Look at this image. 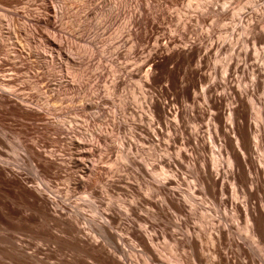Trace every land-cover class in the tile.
Here are the masks:
<instances>
[{"label": "bare ground", "instance_id": "6f19581e", "mask_svg": "<svg viewBox=\"0 0 264 264\" xmlns=\"http://www.w3.org/2000/svg\"><path fill=\"white\" fill-rule=\"evenodd\" d=\"M128 1L120 0L119 4L115 3L113 10L106 14L108 4H106L105 0H99L98 10L101 17L100 29L105 26L106 16L109 20H116L123 11L124 13H128L126 37L128 38L127 42L132 43L131 38H138L133 28H140L141 26L146 28L150 26L151 29V25L154 24L153 20L157 19L161 13L158 14L156 9L157 12L153 11L156 7L152 6L150 0H131L130 4H128ZM195 1L198 8H206L212 13V18L218 20L219 16L224 17L227 15L230 11V6L234 2L242 0H210L206 4H203L202 0ZM260 1L254 0L252 6L257 8ZM218 2H221V5L225 8L221 13L217 11L218 8L214 9L212 7V5L217 6ZM131 6L133 8L126 10ZM188 12L185 9L178 12V17L176 16L178 24L182 25L183 28H186L191 21V18L187 16ZM256 12H260V17L264 24V9L257 8ZM113 13L114 16H112ZM194 18L197 22H205L206 20L204 14L199 12H196ZM243 18L244 15L240 14L236 19L230 21L229 25L232 26L231 32L229 31L230 35L232 37L236 36L235 32L240 27H244L248 35L246 42H252V45L256 49L257 57L260 53L264 57V33L262 31L256 32V25H254L252 17L246 22ZM47 26L49 27L48 24ZM13 30L14 33H10V39H15L16 33H18L16 28ZM104 30L103 28V32ZM209 32L206 34L209 43L205 46L198 39L182 46H178L175 41H172L174 46L170 48L167 56L162 57L163 63L159 67L164 68L168 63H174V68L167 70V73L171 74L173 78H176L175 76L179 78L180 92L184 94V97L186 95L187 99H190L191 107H171V105L169 106L170 101L168 102L166 99L165 101H160L153 95L147 98L144 97L148 116L146 127H139L131 123L132 128H130L129 132L134 141L130 140L127 144L125 141L119 140V146L117 147V152L120 154L119 158L128 161L135 168L131 174H117L109 168L104 169L96 165L93 161L88 162V159H86L88 153L85 151L80 150L76 154H72L68 159H65L54 155L52 152L48 153L47 151L46 154V152L38 150L35 143L27 144L23 147L26 158H28L27 160L34 163V167L39 169L44 178H56L58 169L66 168L70 165L80 169V174L69 175L74 182L70 184H80L86 192L90 191L94 196L97 195L95 184H100L101 190L105 191L110 188H115L118 192L126 189L132 190L134 193L129 197L130 201H126L125 199V201H119L122 203L126 213L134 219L130 220L127 217L126 221L130 225L124 224L122 219L108 205L105 208V211L108 212L107 214L103 212L98 213L100 215V217L98 216L99 219L103 220L96 221L86 219V214L77 210L78 204L70 208H68V204H64L60 207V210L52 209L50 205H55L54 199L45 195L42 190L43 187L45 188V185L51 187L49 183L51 180H45V178V185L42 181L31 185L29 181L22 177V173L18 172V170L6 167L8 165L1 159L2 155L0 152V195L9 197L8 199L10 200L8 201H12V203L4 202L5 200L7 201L6 198L4 199V196L2 197L4 201L0 200V223L7 227L13 225V228L17 229V231L24 230L31 225L37 226L46 235L45 238L47 240L45 239V241L49 242L50 246L53 244L59 250H65L70 253L65 258H54L55 256L53 257L52 255L53 251L47 250L51 254L47 253V256L40 257V255H37L39 252L35 247L36 250H33V252H25L20 246L10 242V249L16 258L15 260L22 264H85L79 258L83 256L82 258L87 257L88 260L89 258L90 260L93 259L97 264H135L127 260V251L125 249V240H127L130 243V249L133 252H137L145 264H163L159 259L162 255L157 250L159 246L156 243L161 237L165 241L172 242V246L169 249L170 252L177 251L179 247L185 248L196 264H204L202 231L197 229L195 236L184 235L183 238L177 237V234L169 231L166 225L161 223L163 221L161 219L164 218V211L171 210L173 213L183 216L187 214H201L210 220L213 229V232L210 233V251L213 256L210 264H254L256 262L254 251L249 246L245 247L247 245L245 241L239 243L233 237L231 225L222 223L223 215L225 214H230L236 221H246L245 231L252 238L256 248H258L260 253L259 261L261 264H264V69L256 61L249 63L252 60L251 55L249 52L242 50L237 53L239 59L238 63L234 66L229 61L223 64L222 92H218L217 88L219 85L215 81L217 69L214 66L212 68L209 67V59L211 55L216 59L226 45L213 39V36L210 35L211 32ZM147 39V36H145L144 41ZM45 40L51 47L55 46L54 40L48 38ZM26 43L29 45L30 40L27 39ZM164 47H168V42L164 43ZM62 48V46L58 47L61 55H63ZM132 48L134 49L135 46L132 45ZM145 49L143 47L141 50L144 51ZM9 52L12 54L19 53V51L14 49H9ZM28 52V56L33 57L32 54L34 55V53L31 50H28ZM102 53H104V50H102ZM118 56L119 51H116L112 54L111 59L113 57L118 58ZM232 57L233 55L231 59ZM102 58L100 56L98 61L99 66H101ZM151 60H154L153 57ZM112 61L114 62L115 60ZM3 62L4 60L0 59V72L2 71ZM28 66L30 67V65ZM159 67L150 63V56L145 58L137 69L138 73L142 71L145 73V80L140 82V90H143L146 83L153 76L152 71L155 68L159 69ZM9 70L13 72L15 68ZM261 70H263V73ZM101 75L99 74V77ZM171 75L170 78L172 77ZM4 77L11 78L7 80L0 79V84L3 88L10 89L13 93L21 90L14 89L11 75H4ZM207 80L208 82H206ZM245 81H248V83L243 85ZM170 83L175 84L173 79H171ZM121 84V77L113 74L110 84L112 93ZM190 89L193 91L192 95L190 94ZM200 102L206 104L207 107H199ZM9 103L7 96L5 97L0 94V121H3L2 119L6 117H10V120L11 118H15L17 121L19 119L22 122L45 121V133H56L55 129L51 128L50 121L45 118L46 114L43 111L25 110ZM103 104H105V98L99 96L96 107H93L101 115L104 114V110L101 107ZM97 116L100 117V115ZM139 117L143 118L144 116ZM116 123H119L117 125L118 129L123 128L121 126L122 122L113 121V126H116ZM202 128L205 129V132L203 136H200ZM71 129L72 126H67L68 131ZM139 129L142 132L141 134L151 138L148 139L151 150L154 152L160 150L162 152L155 156V160H153L156 162V167L160 170L159 175L162 176V179L158 182V185L144 181L147 183L144 188V192H146L145 196L137 192L136 187H132L130 184H125L124 187L126 189L118 184L128 180H133V182L139 184V181L140 183L143 181L142 176H146L152 170L151 168L141 167V165L134 161L133 157L128 156L133 147H137L135 141L141 140L140 142L147 144L141 138V135L135 132ZM67 130L66 128L64 129V131ZM89 133L92 135L94 131H89ZM136 137L138 140H136ZM158 137L164 142L161 143L157 139ZM68 139L70 145L80 147L81 141L79 139L77 140L74 137ZM102 140V138L96 137V144H92V149L94 150ZM175 144H178L177 148L173 146ZM125 146H128L127 150L129 153H125ZM187 146L190 147L188 148ZM105 148L109 150L108 146H105ZM174 149H176V158L172 159L171 154ZM196 149L202 152L208 151L209 154L206 156L204 153L200 154L201 152L197 151L199 154L196 156L193 154ZM221 152L227 156V169H225L219 159ZM147 166L153 167L152 164H147ZM186 171L192 174L196 188L199 189L195 188L194 183L193 187L186 184ZM85 174H88L87 180L83 178ZM75 185L72 187H75ZM185 185L188 189H192V193L182 189ZM196 191L200 195L202 193L208 195L211 198L209 199L211 202L196 201L191 198ZM179 193L183 195L184 201H191L189 207L176 202L174 196L178 197ZM151 194L158 197V199H149L153 198ZM121 196L123 195L120 194ZM141 204L147 205L152 209V211H149L152 220L155 222L160 221L158 224L160 223L162 228H158L156 223L155 225L158 228L156 230L155 225H153L154 223L147 220L138 212V206H141ZM96 209L95 211H97ZM103 215L104 217H102ZM176 219L177 223L174 226L180 229L181 224L184 222L183 218L178 217ZM134 221L139 224L137 227ZM149 227L152 229L150 232L148 230ZM13 228L10 229L13 230ZM29 228H27V231ZM185 228L187 232L191 231L190 228ZM50 229L56 230L60 235L53 234V232H51L52 234L49 233L48 230ZM31 230L33 232L34 229L31 228ZM91 232L94 235H91ZM122 234H126L127 239ZM45 241L43 242L45 243ZM43 253L46 254V251ZM181 264L186 263L182 261Z\"/></svg>", "mask_w": 264, "mask_h": 264}, {"label": "rangeland", "instance_id": "374dc122", "mask_svg": "<svg viewBox=\"0 0 264 264\" xmlns=\"http://www.w3.org/2000/svg\"><path fill=\"white\" fill-rule=\"evenodd\" d=\"M98 1L99 0H0V59L4 60L2 63V71L0 72V79H10L11 77H4V75H11L14 89H21L13 93L10 89L3 88L0 84V94L5 97L7 96L10 105H17L25 110L31 109L35 112L43 111V113L46 114L45 118L50 121L51 128L56 131L55 134L45 133V121L22 122L19 119L17 121L15 118H11L10 120V117H6L2 119L3 121H0L1 159L6 162L8 165L6 167L8 169H16L18 172L22 173V177L29 181L31 185H35L38 181H42L45 185V180L50 179V177L49 179L45 177V179L39 169L34 167V163L27 160L28 158H26L23 147L24 145L32 143H35L36 148L46 152V154L47 151L48 153L52 152L54 155L61 156L65 159H68L72 154H76L80 150L85 151L88 153L86 157L88 162L93 161L96 165L104 169L109 168L112 172L117 174L123 175L132 173V170L135 168L128 161L119 158L120 154L117 152V147L119 146V140H123L127 144L130 140H133L129 132L130 128H132L131 123L139 127H146L148 116L144 97L147 98L153 95L160 101H165L166 99V101H170L169 106L171 105V107H191L190 99H187L186 95L184 97V94L180 92L179 78L175 76L177 80L173 78L171 74L167 73V70H172L174 68V63L170 62L164 68L159 67V65L163 63L162 57L167 56L170 48L174 46L172 41H175L178 46H182L198 39V41H202L205 46L209 43L206 34L210 31L212 34L209 33L213 36V39L223 42L226 45L216 59H214L213 55H211L209 59V67L212 68L214 66L217 69L215 81L219 85L217 88L218 92H222L224 76L223 64L229 61L231 64L233 63L232 66H234L238 63L239 59L237 53L242 50L249 52L251 55L250 57L252 60L249 61V63L256 61L257 64L264 69L263 54L260 53L257 57L256 49L252 45V42H246L248 38L246 29L240 27L239 30L235 32L236 36L232 37L230 35L232 26L229 25L231 20L243 14V20L245 22L249 18H253V23L256 25V32L262 31L264 33V24L262 23L260 12H256L257 8L264 9V0L259 2L257 8L252 6L254 0L234 2L230 6V11L227 15L224 17L219 16L218 20L212 18V13L206 8H198L195 0H150L152 6L156 7L153 11L157 10L158 14H161L157 19L153 20L154 24L151 25V29L150 26L146 28L142 26L140 28L134 27L133 30L135 29L134 31L139 39L136 37L131 38L132 43L127 42L126 29L128 26L127 17L129 14L124 13V11L116 20L113 19L114 21L109 20L106 16L105 26L100 29L101 17L98 10ZM208 1L210 2V0H202V3L206 4ZM105 2L108 4V9L106 10V14H108V12L112 11L113 7H115L114 4H119L120 0H105ZM130 3L131 0L128 1V4ZM187 5L189 8H187ZM132 6L134 5L132 4ZM132 6L126 10H130L133 8ZM182 7L184 8L182 9ZM212 7L214 9L218 8L217 11L220 13L225 9L221 5V2H218L217 6L212 5ZM185 9L187 12L189 10L187 16L191 18V21L186 28H183L182 25L178 24L177 17L178 12ZM196 12L204 14L206 18L205 22H197L194 18ZM112 16H114V13ZM14 28L18 30V33H16L15 39H10V33H14ZM103 28L105 29L104 32ZM143 36H147L148 39L144 41ZM46 38L54 40L55 46L51 47L48 45L45 40ZM27 39L30 40L29 45L26 43ZM139 40L140 42H138ZM165 42H168V47H164ZM132 45L135 46L134 49ZM60 46L63 47V55L59 53L58 47ZM143 47L146 48L144 51L141 50ZM9 49H14L19 51V53L12 54L9 52ZM28 50H31L35 56L32 54L33 57H29ZM102 50H104V53H102ZM116 51H119L118 58L113 57V59H111L112 54ZM232 55L233 57L231 59ZM100 56L103 57L101 66L98 65ZM148 56H150V63L158 66L159 69L155 68L156 71L155 69L152 71L153 76L146 83L143 90H140V82L145 80V73L144 71L138 73L137 69ZM152 57L154 60H151ZM112 60L115 61L113 62ZM28 65H30V67ZM11 68H15V71H10L9 69ZM261 72L263 73V70H261ZM99 74H102L101 77H99ZM113 74L121 77L122 84L112 93L110 84ZM170 75L172 76L171 78ZM171 79L174 80V85L170 83ZM206 82H208V80ZM206 82L205 84H207ZM247 83L248 81H245L243 85ZM178 92L181 94L180 96ZM190 92L192 95V89H190ZM99 96L105 98V104L101 106L104 110L103 115L93 108L96 107ZM199 107H207V105L200 102ZM97 115H100V117ZM142 115L144 116L143 118L139 117ZM113 121L122 122L121 126L123 128L118 129L117 125L119 123L113 126ZM67 126H72V129L68 131ZM65 128L67 131H64ZM89 131H94V133L90 135ZM135 132L141 135V138L144 139L147 144H143L140 142L141 140L135 141L137 147H133L134 150L132 149L128 156L133 157L134 161L141 165V167L151 168L152 170L148 172L146 176H142L143 181H141V183L139 181V184L133 182V180L123 181L118 184L121 187H124L125 184H130L132 187H136L135 189L137 192L145 196L146 192H144V188L147 183L158 185V182L162 179V176L159 175L160 170L156 167V162L153 161L155 160V156L162 152L160 150H156L155 152L151 150V145L148 143V139L151 138L141 134L142 132L140 129ZM204 132L205 129L202 128L200 136H203ZM70 137H74L77 140L79 139L81 141L80 147L77 145H70L68 139ZM96 137H100L103 140L93 150L92 144H96ZM157 139L160 140L161 143L164 142L159 137ZM136 140H138L137 137ZM105 146H108L109 150H107ZM173 146L177 148L178 144ZM187 147L189 148L190 146ZM127 149L128 146H125V153H129ZM199 149H196L195 152L198 151L201 152L200 154L204 153L208 156V151L202 152ZM195 152L193 154L197 156L199 153ZM195 155L193 156L196 157ZM171 157L172 159L176 158V149L172 151ZM219 159L221 160V164L227 169L228 163L226 154L221 152ZM147 164H152L153 167L147 166ZM69 166L57 170V177L51 178V181L49 180L51 187L45 185V188H42L45 195L54 199L55 205H50L52 209L60 210V207L64 204H68V208L78 204L77 210L79 212H84L86 214V219L96 221L103 220L99 219L100 215L98 213L103 212L107 214L108 212L105 211V208L108 205L113 212L122 219L124 224L130 225V223L126 221L127 217L130 220L134 219L126 213L122 203L119 201L122 202L124 199L130 201L129 197L134 193L132 190L124 187L126 190L120 192L115 188H110L105 191L101 190L100 184H95L97 195L94 196L90 191L87 190L89 193L86 192L80 184H70L73 182V179L70 178L69 175L80 174V169ZM189 171L185 172L187 177L186 184L191 187L195 184L194 186L196 188L195 180L190 173L191 171ZM87 176L88 174H85L83 177L84 180L88 179ZM74 185L75 187H72ZM182 189L192 193V189H188L186 185L183 186ZM196 192L191 198L196 201L203 200L209 203L211 202V200H209L211 198L208 195L203 193L200 195L199 192ZM120 194L123 196L120 197ZM152 195L153 194H151V196ZM3 196L4 195H0L1 201H4L6 198L7 201L5 200L4 202L12 203V201H8L10 200L8 199L9 197L7 198L4 196L3 199ZM152 197L153 198L149 199H158V197L154 195ZM174 198L177 203L180 202L185 207H189L191 204L190 200L189 202L183 200V195L181 193L178 194V197L174 196ZM95 209L97 211H95ZM149 211H152V209L147 205L141 204V206H138V212L142 216L150 222H153V225L157 223L158 226L155 225L156 230L159 227L162 228L161 224H158L160 221L155 222L152 220ZM102 217H104V215ZM178 217L181 219L183 218L182 220L184 221L180 229L174 226L175 223H177L176 218ZM161 220H163L161 223H164L169 231L177 234L179 238H183L184 235L195 236L196 230L200 229L203 235L204 250L202 253L205 258L204 264H210L213 258L210 251V233L213 232V229L208 218L201 214H187L183 216L173 213L171 210H165L164 218ZM12 223L14 224V222ZM134 223L136 227L139 225L135 221ZM222 223H227L232 226L233 229H231V232L233 237L236 238L239 243L245 241L247 244L245 247L249 246L255 253L254 258L256 262L254 264H261L259 261L260 253L258 248H256L252 238L245 231L247 225L246 221H236L230 214H225L223 215ZM2 226L7 230H4ZM8 227L0 223V264H22L15 260L16 258L13 256L10 249V242L20 246L25 252H33V250L38 249L37 251L40 254L37 253V255H40V257H45L51 254L50 252L52 251L53 257L55 256L54 258H65L70 254L68 251L64 250V252L60 249L63 251L61 252L59 248L53 244V246H50V243L45 241V239L47 240V238H45L46 235H44L43 231L37 226L31 225L29 226L30 228L26 227V230L22 229L18 231L13 228V225H10L9 229ZM185 227L190 228L191 231L187 232ZM10 228H13V230ZM27 228H29L28 231L30 230L31 232H28ZM31 228L34 229L33 232ZM148 230L150 232L152 230L151 227H149ZM48 232L60 235L59 232L56 230L53 231V229L48 230ZM86 232L90 233L89 231ZM117 233L121 234L119 232ZM91 235L94 234L91 232ZM122 236L127 239L126 234H122ZM42 240L45 241V243ZM156 243L159 246L157 250L162 255L159 259L163 264H181L182 261H185L186 264H196L190 257L187 249L179 247L177 251L170 252L169 249L172 246V242L165 241L161 237ZM129 246L130 243L125 240L127 260L135 264H145L141 256L137 252H133ZM47 250L51 251L49 252ZM45 251L46 254L43 253ZM82 257L83 256H80L79 258H81L85 264H97L93 259L90 260L89 258L88 260L87 257Z\"/></svg>", "mask_w": 264, "mask_h": 264}]
</instances>
